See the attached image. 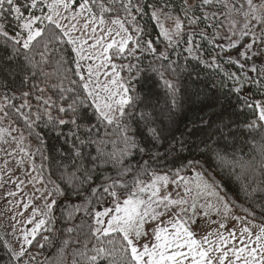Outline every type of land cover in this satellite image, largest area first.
<instances>
[{"label": "snow or ice", "instance_id": "1", "mask_svg": "<svg viewBox=\"0 0 264 264\" xmlns=\"http://www.w3.org/2000/svg\"><path fill=\"white\" fill-rule=\"evenodd\" d=\"M181 45L184 64L171 59ZM258 54L264 0H0V264H264V203L259 220L243 205L237 214L225 183L264 201V67H247ZM189 57L222 74L202 102L213 112L227 104L234 119L213 127L202 116L178 138ZM160 90L163 113L151 103ZM45 129L67 150L52 155ZM199 133L219 180L195 158L167 171L131 163L154 148L158 158L165 143L169 155L183 150ZM97 171L102 183L66 214L87 219L37 261L31 249L51 245L61 185L78 190Z\"/></svg>", "mask_w": 264, "mask_h": 264}, {"label": "trees", "instance_id": "2", "mask_svg": "<svg viewBox=\"0 0 264 264\" xmlns=\"http://www.w3.org/2000/svg\"><path fill=\"white\" fill-rule=\"evenodd\" d=\"M147 21V18H145ZM149 26V31L152 36H155L158 32V29L154 27L153 22L147 21ZM223 31V30H222ZM218 43H222V40ZM163 47V45H161ZM202 47L208 50V54H212V46L208 45L207 42L202 44ZM184 45H181L178 51L181 52L180 56H177L175 53L171 54L172 60H177L180 64L185 63L184 57L187 56V53L183 51ZM215 51H219L218 48ZM261 49H259V53ZM261 57L264 58V55L260 54ZM207 58V56H205ZM226 59V56H225ZM146 63V61H145ZM255 65L260 68L264 67V63L256 62ZM225 67H229V65L225 64ZM232 71H239L238 67L235 65H231ZM250 75L255 77L256 73H251ZM222 79V74L216 72L212 69L204 67L203 64L198 63L195 60H192L190 57L188 58V67L187 71L181 74V103L183 104V110L176 117V129L175 135L179 138L181 132H185L189 129H194L195 127H200L199 124L195 123L199 120L200 117H205L215 123H219L221 120L224 122H228L234 117L231 114V109L224 105L223 108H220L216 111H209L208 108L205 107V103H203L204 94L208 93L211 95L213 93L212 85L218 83ZM151 103L156 106L158 112H166V99L164 97L163 91H157L155 95H153ZM47 133V140L49 144V150L52 155H57L58 153L54 152L55 148H63L67 150V146L63 144V138L56 137L54 133L50 130H44ZM67 131V129H65ZM204 133L192 134L190 136H185L183 139L188 141L187 146L180 150V146L177 145V150L175 152H171L169 155L168 152L171 151L168 144L165 143L163 145L158 146V158L149 159V156H156L157 149L154 148L151 153L137 155L131 161L132 164L142 163L143 161H147L153 168L158 171H167L169 169H173L175 167H179L182 163H186L187 160L195 158L200 161L199 167H202L208 173L215 174L216 178L219 180L223 176L222 173L216 168L214 157L209 154L202 153L197 145L200 144V140L204 139ZM173 143H175L173 141ZM239 141H237V146H239ZM67 162V161H65ZM53 171L56 173L53 178L56 179L59 175L61 169H58L57 165L53 164ZM115 175L114 172L110 173ZM191 174V173H189ZM103 181L102 171H97L91 183H86L82 187H79L78 190H74L71 187H68L64 184L61 186L65 188V195L57 198V205L54 210V215L56 217V222L54 225L55 235L52 233H46L47 235L52 236L51 245L46 246L44 249H39L38 247H33L31 251L35 253H39L37 255V261H43L46 257L49 259L56 255L57 249L59 247V242L63 239L68 238V234L64 231L66 227L73 226L80 223L81 219H87L84 217L83 213L77 214L75 220L69 222L66 220V214L68 211H71L74 207L84 206L88 198L91 197V189L98 187ZM226 189L228 191L229 199L235 202L237 214L243 215L244 213L239 210V206L243 205L244 207L253 208L256 212L257 219L259 220L261 215V205L264 201L261 200V194H257L254 198V202L250 201L246 198L239 190V188L232 184L231 182H225ZM39 239V237L37 238ZM0 258H4L3 249H0Z\"/></svg>", "mask_w": 264, "mask_h": 264}, {"label": "rangeland", "instance_id": "3", "mask_svg": "<svg viewBox=\"0 0 264 264\" xmlns=\"http://www.w3.org/2000/svg\"><path fill=\"white\" fill-rule=\"evenodd\" d=\"M219 42H220V41H219ZM222 43H223V44H226L227 41L222 40ZM240 50L242 51L243 49L241 48ZM254 50H255L257 53H259V48L254 49ZM230 54L233 56V58H238V59H241V60L243 61V58H242V57L237 56V53H236V50H235V49H233L232 52H231ZM256 62H258V63H259V62H260V63H264V58L261 57L260 54H258V55H256L255 57H253V59H252L251 61L248 62V65H247L248 69L250 70L251 65H252L253 63L255 64ZM37 203H39V201H37ZM3 207H4V202H3V201H0V210H2ZM9 215H11V213H9ZM25 216H27V213H25ZM213 219H216V217L213 216ZM0 223H6V218H0ZM234 223H235V222H234ZM229 224H230V226L233 225L232 221H230ZM28 227H31V225H28ZM209 227H210V228H214L215 225H209Z\"/></svg>", "mask_w": 264, "mask_h": 264}, {"label": "crops", "instance_id": "4", "mask_svg": "<svg viewBox=\"0 0 264 264\" xmlns=\"http://www.w3.org/2000/svg\"><path fill=\"white\" fill-rule=\"evenodd\" d=\"M233 225L230 226V224L228 225L229 228L233 227L235 225L234 221H232Z\"/></svg>", "mask_w": 264, "mask_h": 264}]
</instances>
